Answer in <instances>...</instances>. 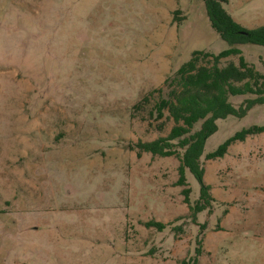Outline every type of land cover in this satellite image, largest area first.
<instances>
[{"label": "rangeland", "instance_id": "374dc122", "mask_svg": "<svg viewBox=\"0 0 264 264\" xmlns=\"http://www.w3.org/2000/svg\"><path fill=\"white\" fill-rule=\"evenodd\" d=\"M227 9L244 28L264 25V0ZM238 46L264 73V46ZM228 47L202 0H0V264H178L192 253L198 227L175 185L178 159L125 147L173 122L150 115L154 99L131 107L163 86L173 59ZM216 124L205 152L264 126V104ZM247 138L205 161V182L226 192L211 193L199 221L225 223L206 231L199 264H264V132ZM152 219L170 224L145 226Z\"/></svg>", "mask_w": 264, "mask_h": 264}, {"label": "trees", "instance_id": "16d2710c", "mask_svg": "<svg viewBox=\"0 0 264 264\" xmlns=\"http://www.w3.org/2000/svg\"><path fill=\"white\" fill-rule=\"evenodd\" d=\"M202 3L210 27L229 47L216 54L197 49L191 51L185 61L173 59L163 86L152 88L131 107L138 111L154 99L150 115L162 119L166 112L165 118L172 120L173 125L166 135L147 141L128 142L125 146L135 151L137 156L149 153L152 156H174L179 161L175 185L181 187L184 202L188 206L186 218L198 227V231L193 252L179 259L178 264H199L200 257L205 253L203 239L206 231L221 229L218 222L210 228L208 218L199 221L203 213L211 215L213 202L216 201L211 195L210 185L204 180L205 161L224 156L228 146L235 141H243L248 136L264 132V126L252 125L234 133L213 151H204L207 138L217 130L218 119L242 117L252 107L264 104V73L257 71L244 59L238 46L244 43L264 46V25L250 29L242 27L229 13L227 0H202ZM180 10L174 13L177 26L184 18L180 17ZM232 57H238V62ZM235 95L249 97L236 106L230 101V96ZM163 127L164 122L157 126L159 130ZM189 174L199 185V193L194 199L191 198ZM144 224L162 230L170 223L152 219ZM174 229L179 231L182 227L178 225Z\"/></svg>", "mask_w": 264, "mask_h": 264}, {"label": "crops", "instance_id": "0c3cea01", "mask_svg": "<svg viewBox=\"0 0 264 264\" xmlns=\"http://www.w3.org/2000/svg\"><path fill=\"white\" fill-rule=\"evenodd\" d=\"M246 139H248V138H246ZM204 168H205V173H204V179H205L206 165H204ZM213 170H215V172H216V171H219L218 168L213 169ZM214 180H215L214 183H213L212 185L210 184V188H211V189H210V192H211L213 195H214V194H215V195H216V194H223L224 192H226V191L223 190L224 187H222V189L216 191L215 188H216V189L220 188V187H219V184H220V181H221V180L218 179V178H216V177H215ZM205 181H206V180H205ZM221 183H222V182H221ZM215 198H216V197H215ZM229 211H230L231 214H232V210H229ZM230 212H229V213H230ZM227 215H228L229 220H231V219H232V218H231V215L228 214V213H227ZM221 223H222V224H221ZM221 223H220V225H221V228H222L221 231H222V230H224L223 227H224V223H225V222H221Z\"/></svg>", "mask_w": 264, "mask_h": 264}]
</instances>
